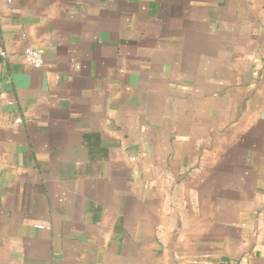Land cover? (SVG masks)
I'll return each instance as SVG.
<instances>
[{
    "label": "crops",
    "instance_id": "0c3cea01",
    "mask_svg": "<svg viewBox=\"0 0 264 264\" xmlns=\"http://www.w3.org/2000/svg\"><path fill=\"white\" fill-rule=\"evenodd\" d=\"M0 264H264V0H0Z\"/></svg>",
    "mask_w": 264,
    "mask_h": 264
},
{
    "label": "built area",
    "instance_id": "2783aa9c",
    "mask_svg": "<svg viewBox=\"0 0 264 264\" xmlns=\"http://www.w3.org/2000/svg\"><path fill=\"white\" fill-rule=\"evenodd\" d=\"M2 56H6L5 52H1ZM22 58L23 60L30 64L31 66L34 67H41L43 64V57L40 51L34 49L33 47H27L24 49V51L22 52ZM17 122H19L20 120L17 119ZM35 228L37 229H49L50 226H48L47 224H43V223H37L33 225Z\"/></svg>",
    "mask_w": 264,
    "mask_h": 264
}]
</instances>
